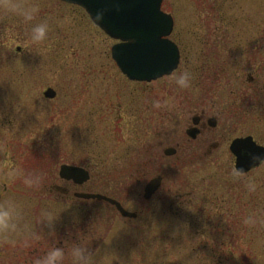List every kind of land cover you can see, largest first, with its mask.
Instances as JSON below:
<instances>
[{
  "label": "rangeland",
  "instance_id": "rangeland-1",
  "mask_svg": "<svg viewBox=\"0 0 264 264\" xmlns=\"http://www.w3.org/2000/svg\"><path fill=\"white\" fill-rule=\"evenodd\" d=\"M9 4L35 8L34 18L25 21ZM215 8L228 19L213 16ZM163 9L176 18L174 40L188 41L190 50H182L172 76L145 84L122 74L111 56L117 41L83 9L60 0H0V204L11 201L20 211L17 228L0 232V264H33L62 239L66 250L79 241L88 249L94 236L92 264H264V163L241 175L230 152L234 139L250 135L264 146V0H165ZM40 23L47 37L32 43L31 28ZM235 34L242 52L224 49ZM186 56L197 67L200 56H213V65L180 89L173 78L191 73ZM228 69L234 74L222 75ZM47 88L57 91L55 100L44 98ZM202 113L218 128L189 142L186 130ZM168 142L182 146L175 159L164 156ZM63 165L90 171L79 192L109 195L140 218L126 221L107 204L66 198ZM161 171L168 172L166 189L220 206L210 209L221 227L205 228L193 208L176 217L158 197L146 203L144 188ZM25 174L42 183L27 186ZM60 220L68 232L57 231Z\"/></svg>",
  "mask_w": 264,
  "mask_h": 264
},
{
  "label": "water",
  "instance_id": "water-1",
  "mask_svg": "<svg viewBox=\"0 0 264 264\" xmlns=\"http://www.w3.org/2000/svg\"><path fill=\"white\" fill-rule=\"evenodd\" d=\"M83 8L91 20L109 37L121 43L112 48V57L122 73L130 80L152 82L170 76L180 64L178 46L169 38L174 30L172 16L162 11L163 0H61ZM97 13L101 17L97 19ZM20 51V49H18ZM44 97L53 100L57 92L48 88ZM216 126L215 120H210ZM197 130L189 135L196 139ZM236 156V170L246 174L264 162V147L252 137L237 139L231 145ZM175 150L165 152L174 156ZM60 177L83 185L90 180V174L83 168L63 165ZM164 177L158 176L147 185L144 198L150 200L161 188ZM75 197L83 200H98L114 206L124 218L135 219L137 214L126 211L122 205L108 197L97 194L78 193Z\"/></svg>",
  "mask_w": 264,
  "mask_h": 264
},
{
  "label": "clouds",
  "instance_id": "clouds-1",
  "mask_svg": "<svg viewBox=\"0 0 264 264\" xmlns=\"http://www.w3.org/2000/svg\"><path fill=\"white\" fill-rule=\"evenodd\" d=\"M9 11H20L25 21H31L36 12L35 8H25L18 4L6 5ZM101 13H97L99 20ZM48 34L47 23H40L31 28L30 41L32 43H40L44 41ZM175 85L180 89H188L191 87L192 76L187 70L181 71L175 75ZM154 106L159 107L156 103ZM23 182L29 186H39L42 183V177L36 174H25ZM20 216L18 207L11 201H6L0 204V232H10L17 228V220ZM47 222V219H45ZM246 223H255V220L249 219ZM92 264L90 253L84 245H73L71 249L66 250L62 247L52 246L42 256L36 258L33 264Z\"/></svg>",
  "mask_w": 264,
  "mask_h": 264
},
{
  "label": "flooded vegetation",
  "instance_id": "flooded-vegetation-1",
  "mask_svg": "<svg viewBox=\"0 0 264 264\" xmlns=\"http://www.w3.org/2000/svg\"><path fill=\"white\" fill-rule=\"evenodd\" d=\"M218 15H220V12H218ZM174 19H176V18L174 17ZM250 82H253V81L250 80ZM235 113L237 114V112H235ZM211 119L216 121V126L215 127L211 126V124H210V120ZM193 127L195 129H197V131H198L196 139H191L189 137V135H188V131L191 128H193ZM217 128H218V120L216 118H206V115L204 113H202L200 116L197 115V116H195L192 119V125L189 126V128L186 130L187 140L189 139L188 140L189 142L196 143L201 138V136L204 134V132H206L207 129H209L210 131H215ZM171 145H172V143H170V142L167 143L168 148H173L176 151L175 155L173 156L174 159H175L178 156L177 154H179L182 151V146H181V144H177L176 146H171ZM165 157H167V156H165ZM173 157H167V159L166 158L165 159L166 160H170ZM161 172L163 173V171H161ZM167 173L168 172L165 171L166 175H167ZM167 181H168V179L164 181L162 188L153 197V199L155 197H158V202L157 203L162 204V206H170L171 212H173L174 216H176V217H179L181 215V212H182L183 209L193 208L194 210H192V212L196 211V212L202 213L204 215V217H205V220H204L205 221V225H204V227L205 228L209 227V230L212 231V230H215V229H219L221 227L220 223L218 222V219L214 218L215 216H219V214L214 212V210L210 209V207H212V208L215 207V209L219 210V209H221L220 206H208L207 202H205V203L196 202L197 200H195L193 192L182 194L180 190L174 192L172 190L166 189L164 187V185H165V183ZM69 186H71L70 183H68V187H66V193H64L65 194L64 196H66V198L70 199L69 195L72 194V198L75 199L74 198V194L78 193L80 191V188L78 186H76L75 187V191L72 193L73 187L71 186L72 187L71 188ZM87 192H89V191H87ZM73 206H76V205L74 204ZM77 206H78V204H77ZM138 215L140 216L139 213H138ZM126 221L136 222L137 220L136 221L135 220L134 221L133 220H126ZM59 223H63V224L62 225L59 224V229H57V231L58 232H62V233L68 232V230L64 229V226L67 223H69V222L66 223L64 220H60ZM71 225H72V223H71ZM74 226L75 225H72L71 228L76 230L77 227L74 228ZM91 242L93 243V245H89L88 246V251L90 253V256L93 257L94 254H95L96 248H97V244H96L97 242H96L95 236L92 238ZM67 243H68V241L62 239L59 244L62 246V248L63 247L65 248L66 246H68ZM56 244L59 245L58 243H56ZM79 244L80 245L82 244L81 241H79ZM42 246L43 245L40 244V247H42ZM52 246H54V244L44 247L43 254L48 250V248H50ZM32 254L33 255L34 254H38L37 249H35V251H33ZM43 254H41V256Z\"/></svg>",
  "mask_w": 264,
  "mask_h": 264
},
{
  "label": "trees",
  "instance_id": "trees-1",
  "mask_svg": "<svg viewBox=\"0 0 264 264\" xmlns=\"http://www.w3.org/2000/svg\"><path fill=\"white\" fill-rule=\"evenodd\" d=\"M221 3H223V2H221ZM223 4H225V3H223ZM217 9L218 8H215V10H217ZM221 9H222V6H221ZM221 9L220 10H217V11H214L212 15L213 16L215 15V17H220V19L221 18L228 19V17H225V16L222 15L223 14V10L221 11ZM218 12H220V15H218ZM225 24L226 23L222 22V25H225ZM233 39H234V37H233ZM233 39L231 37L230 38H227V42L224 43V49H229L230 52H233V51L242 52V50H241L242 48L240 46V45H242V43L240 42L239 36L235 34V40H233ZM176 42L179 44V46L181 47V49L184 50V54L189 53L190 45L188 44V41H183V40H179L178 39ZM186 43H187V45H189L188 48H187V52L185 50V47L187 46ZM234 54L237 55L236 53H234ZM235 55H231V53H230V55L228 56V59H232V60L233 59H237V57ZM239 56H243V54L240 53ZM211 58H213V56H210V57L209 56H200V59H203V60H202V62L199 63V67H197L195 63H192L191 62L190 56H186V59L184 60L185 66H186V68L188 70H191L192 69V71H191L192 75L191 76H192V80L193 81H198V80H200L199 79V76H205V75L208 74V72L206 71V69L209 68L211 65H213ZM218 58H220V57H218ZM224 65H226V64H224ZM234 65L237 66V67H239V68L242 66V64L241 63H238V62H236V64H234ZM235 66H233V68H235ZM200 67L203 68V71H200ZM227 68L228 67H226L225 69H227ZM234 72H235L234 69L233 70L228 69L222 75L228 76V75H231L232 73L234 74ZM210 77H213L214 79L217 78L216 75H214V74H213V76H210ZM250 80H251V78H250ZM250 80L248 79V82H250Z\"/></svg>",
  "mask_w": 264,
  "mask_h": 264
}]
</instances>
